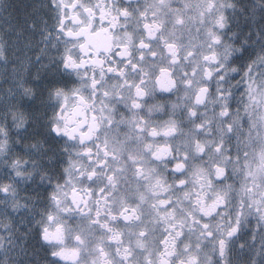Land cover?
<instances>
[{"label": "clouds", "instance_id": "obj_1", "mask_svg": "<svg viewBox=\"0 0 264 264\" xmlns=\"http://www.w3.org/2000/svg\"><path fill=\"white\" fill-rule=\"evenodd\" d=\"M0 264H264V0H0Z\"/></svg>", "mask_w": 264, "mask_h": 264}]
</instances>
